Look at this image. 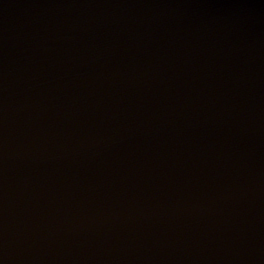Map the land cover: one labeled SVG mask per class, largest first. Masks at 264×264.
<instances>
[{"label": "water", "instance_id": "1", "mask_svg": "<svg viewBox=\"0 0 264 264\" xmlns=\"http://www.w3.org/2000/svg\"><path fill=\"white\" fill-rule=\"evenodd\" d=\"M0 264H264V0H0Z\"/></svg>", "mask_w": 264, "mask_h": 264}]
</instances>
